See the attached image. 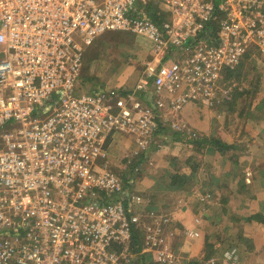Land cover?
I'll use <instances>...</instances> for the list:
<instances>
[{
  "label": "built area",
  "instance_id": "2783aa9c",
  "mask_svg": "<svg viewBox=\"0 0 264 264\" xmlns=\"http://www.w3.org/2000/svg\"><path fill=\"white\" fill-rule=\"evenodd\" d=\"M110 32L151 43L139 80L84 89L86 47ZM247 56L264 63V0H0V264H135L162 113L228 100ZM120 137L134 146L115 162Z\"/></svg>",
  "mask_w": 264,
  "mask_h": 264
},
{
  "label": "crops",
  "instance_id": "0c3cea01",
  "mask_svg": "<svg viewBox=\"0 0 264 264\" xmlns=\"http://www.w3.org/2000/svg\"><path fill=\"white\" fill-rule=\"evenodd\" d=\"M112 61L109 60L108 64H101L102 61L96 64L98 66L93 72L104 79L98 83V89L133 88L141 74L138 75V79L136 73L132 74V78L128 77L123 64L121 68L117 67L116 73H112L115 69L110 64ZM193 118L194 121L197 120L195 115ZM262 120L264 116L257 117L255 126L257 127V123L262 125ZM214 122L215 119L210 120L206 128L199 125L206 132V137L202 133L200 136L207 139H219L233 148L221 154L210 145L198 148L195 145L169 140L168 143L173 146L164 151L163 158L166 162L162 161V163L164 162L165 165L157 171V165L153 161V165L146 170L140 181L148 188L145 200L151 202L154 195L165 194L167 197L171 192L177 194L178 197H172L173 204L165 201L166 206L162 207L166 208L164 216L170 214V218L176 225V231H183L186 234L187 245L184 248L190 251V259L183 264L192 261L204 263L208 246L219 258L225 251L236 248L240 254V264H264V131L248 130L244 126L242 129L241 124L238 128H227L221 124L215 125ZM193 130L198 133L200 131L184 129V132L193 136ZM187 147L197 151L195 153L199 155L198 159L192 155L183 161L184 150H187ZM124 149L125 146L120 150L118 158ZM113 153L116 154L117 150ZM173 157L176 159L172 160ZM193 162L196 164H192ZM161 164L158 167H161ZM187 165L191 171L194 165L195 170L192 173L199 176V179L203 177L200 186L197 185L201 190L204 188L203 192L187 191L181 188L182 183L187 185L184 177L186 174L183 175L181 172ZM174 179H178L177 182L174 183L176 181ZM168 182L171 185H168ZM181 191L186 192L192 202L187 204L184 200L181 203ZM176 198L177 201H175ZM194 232H198L199 237L187 235ZM179 247L182 246L179 245Z\"/></svg>",
  "mask_w": 264,
  "mask_h": 264
},
{
  "label": "rangeland",
  "instance_id": "374dc122",
  "mask_svg": "<svg viewBox=\"0 0 264 264\" xmlns=\"http://www.w3.org/2000/svg\"><path fill=\"white\" fill-rule=\"evenodd\" d=\"M112 37L115 38L114 42H104L102 40L99 44L94 45L92 48L86 47L85 66L82 73V85L84 89L89 91L97 90L99 87L98 83L104 80L98 77L95 72H93L98 66L96 64L100 61H102L101 64H108L109 60H113L110 62V64L115 67L112 73H116L118 68H121V65L123 64L128 77L132 78V74L136 73L138 79V75L141 74L143 62L148 58L151 50V43L143 37H138L130 33L118 32V35H114ZM101 39L103 38H100L99 41ZM223 85L226 87H231V96L226 101L220 100L213 107L199 104H190L179 109H173L171 107L166 108L160 118L162 133H168L171 135L173 134V130L175 132L183 133L184 129L189 131L190 129H195L200 131L198 133L193 130V137H201V133L203 135L206 133L203 129L207 127V125L210 123V120L212 119H215V125L221 124L227 128H238L241 124L242 129L244 126V128H247L248 130L252 129L256 131L261 129L260 131L263 132L264 120H262V125L257 123V127L255 126V120L257 117L264 116V63L262 61H258L256 58H251V60L249 59L246 61L242 69L234 75L233 79H231L230 82H224ZM101 86L105 87L104 85ZM193 115L197 117V120H193ZM199 125H203L204 128ZM180 128L184 129L181 131ZM161 135L157 137V140L161 139ZM128 138L129 137H120V140L112 145L111 154H113L112 156L115 162H117L116 157H118L120 150L123 149V146H127V148L134 146L133 139L131 138V141ZM171 146H173V144H166L167 149H169ZM166 148L163 149V151L156 153L157 155H153V160L156 163L155 165H157V171H160V168L165 165L164 162L162 163V161L166 162V160L163 158ZM114 150H117L116 154L113 153ZM184 152L185 156L182 158L183 161H185L186 157H190L192 155L197 159L199 157V155L195 153L197 151L192 150L191 147H187V150H184ZM173 159L176 158L173 157L172 160ZM159 164H161V167H158ZM192 164H196V162H193ZM189 166L191 167V164ZM193 167L192 171L188 165L183 169V171L180 169L183 175L186 174L184 177L186 180L185 183H187V185H183L182 183L181 188H185L187 191L194 190L203 192L204 188L201 190V188L198 187L200 186L203 177H200L199 179V176H196L195 173L193 174L192 172L195 170ZM203 176L205 177V174H203ZM195 177H198V179H195ZM191 181H193V183H189ZM169 184L171 185L170 182H168V185ZM136 189L144 195L145 199L146 194H148L147 186L144 184L142 185L141 182L140 185H137ZM183 195H186L187 197H184ZM173 196L178 197L176 193L172 192L169 193V196L167 197L165 194L156 196L154 195L151 198V202L148 200V203L147 200H144V204L136 207L138 214H141V228H138L137 230V233L139 234L138 236L140 238V244L135 247V249H137V252H134L135 264H142L145 262V260L153 263L151 261L157 260V253L159 251L164 252L168 259H172L174 262L173 264H183L184 261L190 259V251H186L184 248V246L187 245L185 243V238L187 239L186 234H184L183 231H176V225L174 224L172 218H170V214L164 216L166 215V208L162 206H166L165 201H169L170 204H173ZM184 200L187 204L192 202V199L189 198L188 194L184 191H181V203ZM175 201H177V198ZM149 226L155 230H152L149 233L147 230ZM159 229L161 231L160 233H157L159 232ZM146 230L149 234H147ZM187 235L190 237V233H187ZM160 240H163L162 244L160 243ZM179 245L182 247H179ZM146 249H150V252L147 254H149L153 259L149 258V260H147L148 257H146ZM143 258L145 259L144 261L142 260Z\"/></svg>",
  "mask_w": 264,
  "mask_h": 264
},
{
  "label": "trees",
  "instance_id": "16d2710c",
  "mask_svg": "<svg viewBox=\"0 0 264 264\" xmlns=\"http://www.w3.org/2000/svg\"><path fill=\"white\" fill-rule=\"evenodd\" d=\"M150 14H151V17H152L153 21L156 24H161V22H162V20L164 18V16H163L164 14L163 13L160 14L159 11H157L156 9L151 8ZM107 34H105V36L104 35L101 36L100 38H103V39H101L100 41H99L100 38H98L95 41V43L91 46V48L94 45L99 44L102 40L104 42L105 41L114 42L115 38H113L112 36L118 35V32H110V33H107ZM249 59L251 60V57L247 56L245 61L241 64V66L237 70L225 73L224 82H226V81L230 82V80L233 79L234 75L242 69V67L244 66L246 61H248ZM158 135H161V139L165 138L166 141L174 140V141H178L180 143H184V144H187V145H189V144L190 145H195L198 148H202L203 146L210 145V146L215 147L221 154H224L225 152H227V151H229V150H231L233 148V146H229V145L223 143L221 140L216 139V138H209V139L203 138V137L195 138V137L187 134L186 132L181 133V132H175L174 130H173V134H171V135H169L168 133L164 134V133H162V126L158 130ZM174 180H176V181H174V183H175V182H177L178 179H174ZM138 235L139 234L137 232L134 234V242L132 244L133 252H137V249H135V247H137L140 244V238H139ZM209 247L210 246L206 247V251H205L206 254H205V257H204L205 261L210 259V258H212V257H214V256H216L213 253V249L210 250ZM211 248H213V247L211 246ZM146 255H147L146 257H148L147 260H149V258L153 259L152 257H150L149 254H146ZM142 260L144 261L145 259L143 258ZM151 262H153V263H150V262L145 260V262L142 263V264H159L157 262V260L156 261L153 260ZM189 264H204V263H201V262H198V261H192V262H189Z\"/></svg>",
  "mask_w": 264,
  "mask_h": 264
}]
</instances>
